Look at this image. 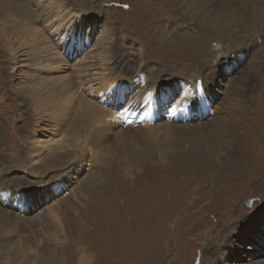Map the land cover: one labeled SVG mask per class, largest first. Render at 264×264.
I'll list each match as a JSON object with an SVG mask.
<instances>
[{
    "label": "rangeland",
    "instance_id": "1",
    "mask_svg": "<svg viewBox=\"0 0 264 264\" xmlns=\"http://www.w3.org/2000/svg\"><path fill=\"white\" fill-rule=\"evenodd\" d=\"M21 1L34 8L22 11ZM37 1L0 0V209L47 221L45 230L12 233L16 247L17 239L33 232L42 237L44 252L37 264H215L217 248L229 236L236 239L233 228L246 223V236L254 241L247 242L249 252L238 262H222H264V226L253 233L249 221L264 219V0H78L82 9L77 12L89 15L84 30L92 27L91 17L98 19L92 35L102 39L94 52L103 46L112 56L107 70L98 56L88 57L95 61L88 72L112 71L130 98L107 103L99 117L74 107L63 123L62 142L39 156L31 151L42 139L35 134L38 103L31 77L40 71L28 58L42 46L21 44L11 35L12 26L15 20L18 28L32 22L44 29L30 35L42 45L48 29L42 9L66 16L73 9ZM103 28L109 34L101 35ZM62 56L69 59L73 53ZM16 60L19 67L13 70ZM195 81L209 97L198 111H181L184 105L176 104L175 113L165 106L155 112L136 97L142 88L168 83L170 93L191 91ZM47 88L40 90L39 101L54 105L58 91ZM92 101L100 103L98 97ZM107 110L112 123L106 124L101 114ZM102 129L108 135L98 142ZM29 184L39 196L25 211V200L18 197L30 192L19 187ZM49 188L50 196L42 193ZM50 250L51 261L45 256ZM35 255L30 248L21 264H33ZM8 258L0 251V264H16Z\"/></svg>",
    "mask_w": 264,
    "mask_h": 264
},
{
    "label": "bare ground",
    "instance_id": "2",
    "mask_svg": "<svg viewBox=\"0 0 264 264\" xmlns=\"http://www.w3.org/2000/svg\"><path fill=\"white\" fill-rule=\"evenodd\" d=\"M45 1L46 0H38L37 2L39 4H43ZM253 1L254 0H251V4H253L252 3ZM52 2L54 3L53 7L57 6L59 9L64 8V7H67V8L71 7L73 10L71 11V14L69 16L68 15L66 16L64 12H58L57 14H52L51 13L52 9H47V10L44 8L42 9L43 11H45V18L48 20L46 25H44L48 29L46 30V36L42 40V45H38L40 41L38 42L30 41V35L35 34V33H43L42 30H44V29H40V27L38 26H34L32 22L30 23L26 22L24 23V25L26 26L22 24L18 28L16 27L17 22L14 20L13 22L14 24L12 26L13 33L11 32V35L13 34L14 37L15 36H17V38L19 37L20 39L19 42L21 44H24L30 47L42 46L41 49L40 48L38 49L43 50L44 52V55H42L44 56V59H42L41 58L42 56L39 54L41 56L40 57L36 51L38 49L36 50L33 49L34 52H32V55H30L28 58L30 63L34 64L33 67L35 69H39L40 75H41L40 76L37 74L38 77H33L34 75L31 77V83H32L31 95H33L34 100H36L37 98V103H38L37 105L38 107L36 110L38 114L36 118L37 125L35 128V134H36V137L39 139L42 136V139L40 141L37 140V142H35L36 145L32 146V149H31L32 154H36V156L46 154V150L48 148H51L52 146L56 144H60L62 142L64 138V134L62 133V127L64 126V124H66L65 121L68 120L67 118H68L69 112L71 110L73 111L74 107L78 109L79 113H83L86 115V114H93L95 112L96 117L97 116L99 117V111L104 113L103 109L107 106V103L112 102V100L124 101L130 98V94H127L126 92V87H125L126 84L120 83L117 80V75L114 74L112 71L107 72L103 70V73H93V74H90L88 72L91 67V63L95 62L94 60L88 61L87 59L88 57L94 58V55L98 56L99 57L98 59H101L100 66H102L103 69L105 70H107L106 68L108 65L107 62H110V60L112 59L110 49L102 50L101 48H103V46H100V50L97 51V53L94 52V49L97 48L98 46L96 45L98 38L102 39V37H99L96 34L92 35L94 33L93 30L95 29L96 20L98 19L96 17L95 18L91 17L93 18L92 27L89 28L88 30L86 29L84 30V26L87 23L86 18H88L89 15L86 14V11H85V14H83V11L77 12V9H82L81 4L79 3L78 0L74 1L73 3L66 2L65 0H52ZM11 7H13L16 10L21 9L22 11H30V9L34 8V5L30 3V1L29 2L21 1L17 4V7L19 9L15 6H11ZM40 7L41 6H39V8ZM82 7L84 8L85 6L82 5ZM256 13L260 15L261 17L263 15V11H259ZM245 19H247L246 15L243 18L244 22H245ZM9 21L10 22L13 21L12 18ZM55 21L58 22L54 26L55 28L49 29L54 24ZM109 28H106V29L103 28L101 35L105 36L107 33L109 34V31H110ZM72 33H76L78 37L81 35L83 37L82 42H78L74 50L67 43H65L66 37H68ZM52 38H54V42L56 43H53ZM94 38H97L95 44L93 43L94 41H92ZM56 44L59 46L61 45L62 46L61 49L54 48V47H58ZM91 44L92 45L94 44V46H92ZM86 47L88 48L86 49ZM81 50L82 52L79 54L80 58L77 59L76 55ZM62 52H72L73 57L69 59H65V57L62 56ZM18 61L19 60H16L14 64L12 65L13 70L19 67ZM14 72L16 73V71ZM15 73L12 76L14 78H16L17 76L15 75ZM171 86L172 85L168 83L167 85H163L157 89H155L154 87H146L143 90L142 88V90H140L142 93L137 94L136 97L138 98L141 97V103L145 104V106H148V105L151 106V108L155 112H159V111L163 112L164 105L159 103V98L161 96H164L165 94L174 95V92L170 93L168 91L170 90L169 88ZM43 87H48L47 89L50 90V93L52 92V90L54 91L56 89L58 91L56 96H59L60 101L56 102V104L54 105L52 103L44 104L40 102L39 101L40 93H41L40 90ZM84 87H86V92L84 91L82 95H79L81 94L79 93L80 89ZM27 95L30 98V95L29 94ZM94 97H98L100 99L99 101L100 103L98 105H96L95 102L92 101ZM117 97H119V99H117ZM110 114H111L110 110H107V113L105 111V114H101V117L103 118V123H106V124L112 123V121L110 120L112 118ZM50 118L52 121L50 125L46 127V123ZM92 119H93V122L95 123L96 119L95 118H92ZM111 129H112V126L109 127L110 131ZM46 132H48V135H46ZM104 135H108L107 129H102L101 132L97 134L96 137H97L98 142L102 141ZM44 136L47 139H45ZM86 138L88 139L89 137L87 136ZM92 138L96 141L94 133L92 135ZM77 140H78L77 142L78 144L80 140L79 139ZM261 149L262 150L260 151V154L264 156V146L261 147ZM87 151L88 150H83L82 154H85ZM206 153L208 154L209 152H206ZM256 155H257V152H256ZM83 157L84 155L81 157V159ZM235 161L236 159L235 157H233L232 162H235ZM254 162L256 163L255 160ZM243 165H244V162H243ZM210 167H213V166L210 165ZM252 167H254V169L256 170L258 166L253 163ZM19 188L25 190L26 192L27 191L30 192L29 195H22V197L21 195H19L18 197V200L20 199L25 200L24 210L26 211L27 208L30 209L29 206H30L31 199L33 200L34 196H37V195L39 196V193L37 191H33L35 187H33V185H30V184L26 185L25 188L23 187H19ZM1 189L2 188H0V190ZM23 193L25 192H22V194ZM42 193H44L46 196H50L51 189L50 188L42 189ZM7 199L10 200L11 198H7ZM7 209L6 210L0 209V234L7 235V236L3 235V237L1 238L2 242L0 245V251L8 255L9 258L7 259V263L10 262L12 259L14 263L21 264L30 255V248H33L34 251L38 254V255H35L36 259H34L33 264H37L38 262L36 261L39 259V256H42L44 254L42 247H41L42 237H36L34 233L32 232L30 233L31 237H30V234H28L29 238H26L25 236H23L17 239L18 241L19 240L20 241L16 247V244H14L15 239L11 238L12 237L11 234L14 233L15 236L18 237L20 232H23L26 230L28 232L32 229L33 231L34 230L36 231L45 230L44 227L46 226L45 224L47 222L45 219L46 217L39 216L37 219L34 217H31L30 219H22L24 214L19 215L12 208L11 209L7 208ZM242 217L243 216H240L239 218H242ZM239 218L238 220H240ZM35 221H37L38 223L35 224ZM249 221H253V227H252L253 233L261 232L260 228L264 226V219H260V216H254ZM242 226L243 228H240V229L233 228V232H231L232 234H235V236L237 237L236 239L233 238L231 239V241H229L231 237L229 236L227 237V239H225V242L220 247L217 248L218 261L215 264H226L225 262H222L223 258L229 259V261L231 260L233 262H235V259H236V262H238L240 259L244 258V256L246 255V252H249L250 249H248V246H246L248 245L247 242L254 243V241L247 238L246 236V223H243ZM262 233H264V231ZM260 242L264 243L263 237L262 239H260ZM255 244H257V242H255ZM9 249H10V252H8ZM261 251L262 250L257 249L258 254H260ZM54 255H55L54 251H51V250H50V254H45V256L48 258L49 261H51L50 259L54 258ZM261 255H264V252L263 253L261 252ZM261 264H264V262H262Z\"/></svg>",
    "mask_w": 264,
    "mask_h": 264
},
{
    "label": "snow or ice",
    "instance_id": "3",
    "mask_svg": "<svg viewBox=\"0 0 264 264\" xmlns=\"http://www.w3.org/2000/svg\"><path fill=\"white\" fill-rule=\"evenodd\" d=\"M127 7V5H124ZM83 37L77 36L76 33L70 34L66 37L65 43H67L73 50L76 48L78 42H82ZM202 82L195 81L192 85V90L182 89L181 92H177L174 95L165 94L159 98V103L165 106V111H171L175 113L177 108L176 104L184 105L181 111H198L207 107L209 97L201 92ZM181 97V99H177ZM119 99V97H117ZM121 107L123 105H120ZM58 187V185L54 186ZM58 194V193H57Z\"/></svg>",
    "mask_w": 264,
    "mask_h": 264
}]
</instances>
